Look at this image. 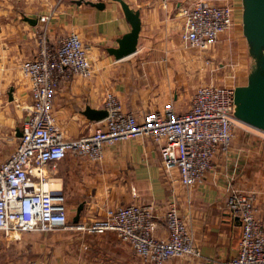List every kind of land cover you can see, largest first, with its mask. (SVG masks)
<instances>
[{"label": "crops", "instance_id": "obj_1", "mask_svg": "<svg viewBox=\"0 0 264 264\" xmlns=\"http://www.w3.org/2000/svg\"><path fill=\"white\" fill-rule=\"evenodd\" d=\"M124 1L140 11L141 31L137 50L117 59L108 49L117 48V40L131 30L120 2L0 0V164L15 150L32 104L31 82L22 73L21 63L36 54L43 15H52L47 26L50 42L57 46L68 33H78L92 66L89 78L63 81L56 92L53 113L65 138L93 131L99 121L87 118L86 108L104 109L108 93L140 119L169 104L178 112L189 109L205 71L200 56L194 49H185L181 37L180 8L194 0H172L167 7L160 0ZM27 17L37 23L26 21ZM239 53L226 50L223 60L245 58ZM245 59L248 64L247 52ZM48 179L50 188L65 194L71 222L102 217L107 207L151 203L157 215L155 234L168 237L163 215L175 201L202 254L171 257L164 264H225L237 253L242 225L226 208L230 187L255 194L257 216L264 226V132L244 124L236 126L229 151L217 152L204 181L194 186L183 185L177 170L165 172L159 144L150 138L106 146L103 159L97 162L69 152L48 168ZM0 264L145 263L115 231L62 228L16 234L0 231Z\"/></svg>", "mask_w": 264, "mask_h": 264}, {"label": "built area", "instance_id": "obj_2", "mask_svg": "<svg viewBox=\"0 0 264 264\" xmlns=\"http://www.w3.org/2000/svg\"><path fill=\"white\" fill-rule=\"evenodd\" d=\"M171 1L160 0L166 7ZM180 14L184 47L201 52L215 50L235 21L231 0H194L181 6ZM51 16L40 17L43 29L38 34L36 54L21 63L22 73L31 82L32 104L21 135L15 136V150L0 164V231L112 230L145 264H164L168 258L186 255L200 257L201 249L175 201L168 204L163 215L168 237L155 234L157 215L151 203L107 207L102 217L71 222L65 194L49 187L48 168H54L69 152L97 162L103 159L106 146L150 138L159 144L165 172L177 170L185 186L201 184L213 167L216 153L229 151L236 126L243 124L234 115L237 85H199L188 110L178 112L169 104L142 119L125 111L122 102L108 93L104 101L108 115L93 131L80 138H65L53 113L56 92L63 81L75 76L89 78L92 66L78 33H68L57 46L50 42L47 26ZM226 208L242 226L237 253L225 264H264V226L257 216L255 194L230 187Z\"/></svg>", "mask_w": 264, "mask_h": 264}, {"label": "water", "instance_id": "obj_3", "mask_svg": "<svg viewBox=\"0 0 264 264\" xmlns=\"http://www.w3.org/2000/svg\"><path fill=\"white\" fill-rule=\"evenodd\" d=\"M116 1L120 2L131 24V30L117 40L118 47L108 49L110 54L120 59L137 50L141 19L139 10L132 9L124 0ZM83 2L76 0L79 5ZM88 3L98 8L105 6L103 2ZM242 9L243 33L248 45V72L247 83L235 88L234 115L239 122L264 132V0H242ZM25 19L37 23L36 19ZM85 115L91 121H101L108 115V111L105 108L87 107Z\"/></svg>", "mask_w": 264, "mask_h": 264}, {"label": "rangeland", "instance_id": "obj_4", "mask_svg": "<svg viewBox=\"0 0 264 264\" xmlns=\"http://www.w3.org/2000/svg\"><path fill=\"white\" fill-rule=\"evenodd\" d=\"M233 3L235 7L234 25L226 35L224 34L225 36H223V39L217 43L216 47L214 48L215 50L201 52L194 49L195 53L200 56L203 69H205V71H202V77L200 78V81L198 82L199 84L197 85L213 83L216 85L235 84L238 86L247 83L248 64L245 58L248 45L246 37L243 33L242 0H235ZM190 49L189 51L193 52ZM226 50L231 52L233 55H236V53L240 52L239 54H243L245 58H241L240 60V58L234 56L235 59L228 58L223 60V54ZM207 60L209 61L207 62ZM232 61L235 63L234 66H232ZM221 63L225 64L226 66H221ZM1 232L5 233L4 231ZM13 233L15 232H12V234Z\"/></svg>", "mask_w": 264, "mask_h": 264}, {"label": "bare ground", "instance_id": "obj_5", "mask_svg": "<svg viewBox=\"0 0 264 264\" xmlns=\"http://www.w3.org/2000/svg\"><path fill=\"white\" fill-rule=\"evenodd\" d=\"M18 233V232H15V234Z\"/></svg>", "mask_w": 264, "mask_h": 264}]
</instances>
